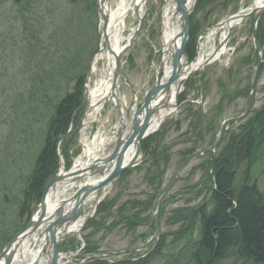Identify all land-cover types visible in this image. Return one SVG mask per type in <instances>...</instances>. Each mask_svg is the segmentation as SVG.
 <instances>
[{"label": "rangeland", "instance_id": "rangeland-1", "mask_svg": "<svg viewBox=\"0 0 264 264\" xmlns=\"http://www.w3.org/2000/svg\"><path fill=\"white\" fill-rule=\"evenodd\" d=\"M123 1L128 5L131 0ZM163 1L145 0L142 26L126 56L123 58L125 62L122 64L121 72L127 84L120 83L117 94L124 103L131 106L136 105V108L141 104L144 94L157 80L160 50L162 48L161 34L158 31L153 36L154 38L151 36L150 39L148 33L149 28L158 26L156 17L160 13ZM205 1L206 5L197 14L196 19L205 24L204 30L206 31L198 39V50H201L202 54L207 56L211 49L217 46L219 35L221 34L220 31L214 30L213 27L230 16L247 13L253 7L254 0H229L225 3L223 0ZM41 2L44 7L36 9L29 15L31 21L29 27L31 29H28L23 35L21 32V21L19 19L16 20L14 14L10 11L9 5L11 2L0 0V186L5 184L3 193L6 197V200H4L0 187V243L3 244L5 243L2 241L9 240L13 236L14 228L17 226L15 224L12 225L10 221L12 219L9 217L17 215L26 217L29 213L32 216L38 205L36 204L35 206L34 204L31 206V212L18 214L22 205L20 195L22 182H16L15 176L17 173L27 175L29 160L25 159L14 166L12 163H6L5 157L12 154L16 155V157H21L19 152L24 154L30 152L25 144H20L23 142L20 133L23 121L21 112L20 116L16 115L17 102H19L21 97H25V90L36 73L58 57V55L53 54V50H56V48L55 44L50 40L53 25L58 21V16L54 15L50 8H46L48 7L46 0H41ZM118 4L119 0H110L111 10L114 11ZM66 13H69V10H66ZM150 23L152 24L146 28ZM250 24L251 21L247 20L232 31V35L225 46V54L220 57V62H214L205 67L203 72L205 75L202 82L201 79H198L202 72L192 76V79H195L191 83L194 88L192 86L190 88L187 87V83L184 88L183 94L186 96V101L178 105V109L170 121L167 122L165 120L157 131L160 135L153 143V148L157 153L162 150L165 153L167 152L168 161H166L167 164L161 167V157L157 158V162L160 164L159 170L164 169L165 174L163 176V185L158 191V195L153 198L150 210L145 213L146 216L148 215V221L146 223L142 222V224L135 223L138 225L128 228L123 221L115 219L116 209L121 203L134 200L142 201L154 194V190L148 185L149 182L146 177V172L151 169L155 171L152 167L154 160L145 158L141 154L132 168L125 171L129 172L128 174L121 178L122 173L114 180L113 187L105 198L109 203L114 201L109 211V216L103 213L99 214L95 218L97 221L95 227H85L82 230L81 238L84 246L68 263L77 264L82 262L83 257L86 255L118 253L144 246L138 252H133L132 255L123 253L117 256H103L96 262L101 261L104 264L112 262L113 264L115 261L119 262L120 260L130 261L134 259L136 261L145 258L148 259L147 264H187L190 251H194V249L190 245L187 248H183L186 240L179 239V236L182 229L190 228L192 240L196 241L198 238L199 218L194 212L195 207L207 206L209 202H205L209 197V190L212 185L210 181L211 171L208 168L209 164L206 162L209 156L192 161L179 173L168 196L158 209V239L157 241H150L154 232L153 218L155 207L164 193L166 184L180 165L182 158L188 154L187 152L192 150L194 145L196 146V151L210 149L214 144L220 124L224 120L238 116L244 108L245 94H247L249 89L255 62V57L252 58L251 64L246 62L245 58L250 53L251 56L253 55L252 45L249 40ZM94 26L99 34V44L102 32L101 19L97 18ZM135 26V17L133 12L130 11L125 17L124 27L120 31L119 36L122 40L119 46L126 44ZM33 34L36 36L37 42L32 41ZM83 36L85 37V33ZM82 43L85 45V42L82 41ZM152 51H157L156 54L158 55L151 60ZM105 71L106 62L99 61L90 76L89 87L91 89L103 77ZM72 74H67V76L70 77ZM225 89L230 94V100L224 104H219ZM87 109V106L81 107L73 119L71 141L66 150V156H62L68 170L75 165L77 157L80 155L78 141L81 136L79 130L82 128V122L87 116ZM263 109L264 59L258 74L253 106L245 121L253 119ZM35 116L36 114L32 118L34 119ZM116 122L117 113L113 104L106 101L96 121L90 125L83 136H90L89 141L93 136H96V139L99 140ZM198 123L199 126L197 125ZM33 129L37 132L38 126H34ZM250 129L252 131L257 130L254 123L248 128V131ZM229 130L237 132L236 126L229 127ZM263 131L264 128L260 129L261 133ZM27 145L28 147L30 146V144ZM257 146L252 158L248 186L255 184L264 199V137ZM86 208V211H88L89 207ZM206 209H210V207L207 206ZM179 212L184 219H182V222L176 223L175 218L178 217L177 214ZM99 224H102V227H99ZM19 229L18 227L17 231ZM7 236L11 237L8 239ZM68 238L72 239L73 237L70 235L64 239ZM79 246L78 243L75 244L71 240V242L67 243L64 250L67 253H76V249ZM86 247H89L91 251L86 253ZM154 251L158 255L150 257ZM235 251L234 253L232 251V254H229L222 263L219 262L218 264H250L237 254V249ZM86 263L89 264L88 261Z\"/></svg>", "mask_w": 264, "mask_h": 264}, {"label": "trees", "instance_id": "trees-1", "mask_svg": "<svg viewBox=\"0 0 264 264\" xmlns=\"http://www.w3.org/2000/svg\"><path fill=\"white\" fill-rule=\"evenodd\" d=\"M8 1L11 2L9 8L15 19L21 21V32L24 35L28 29H31L29 27L31 23L29 15L44 5L41 0ZM46 1L48 5L46 8H50V11L58 16V21L53 25V32L50 36V40L56 48L53 50V54L58 55V57L36 73L25 90V97H21L17 102L16 115L20 116L21 112L23 121L20 129L23 142L20 144H25L30 152L26 154L19 152L21 157H16L13 154L5 157V162L12 163L14 166L25 159L29 160L27 175L17 173L15 176L16 182H22L20 192L22 205L18 214L31 212V206L34 204L36 206L39 203L48 180L56 173L58 168L57 142L74 123L73 119L80 109L83 101L85 74L91 57L97 51L99 40V34L94 26V22L98 18L96 0ZM223 1L225 3L229 0ZM205 5V0H198L194 14L190 18L189 41L185 49L189 60L194 55L196 37L205 27L203 22L196 19L197 14ZM66 10H69V13H66ZM84 33L85 37L83 36ZM32 37V41L37 42L34 34ZM255 37L260 48L264 50V15L258 23ZM82 41L85 42V45ZM253 57L250 53L245 57L246 62L251 64ZM67 74H72V76L68 77ZM228 93L225 89L219 104H224L230 100ZM240 93L242 94V92ZM253 123L257 130L252 131L250 129L246 133ZM197 125L199 126V123ZM34 126H38L37 132L34 131ZM262 128H264V109L253 119H248L243 124L237 125V132L227 131L213 159L209 160L208 158L206 160L211 171L210 181L212 183L210 190L208 189L211 196L207 206L210 209H206L207 206H199L194 212L199 218V232L196 241L192 240L190 228L182 229L179 236V239H185L187 242L183 248L190 245L194 249V251H190L187 264L222 263L236 249L238 250L237 254L248 263L264 264V199L255 184L248 186L252 158L257 145L264 137V131L260 132ZM70 135L61 143L59 148L63 157L66 156V150L71 141ZM158 135L160 133L152 135L141 143V154L145 158L154 160L152 167L155 171L151 169L146 172L148 185L154 190V194L142 201H125L117 207L115 212V219L123 221L128 228L148 221V215L146 216L145 213L150 210L153 198L158 195V191L163 185L165 172L164 169L159 170L160 164L157 162V158L161 157V167H163L167 164L168 156L166 155L167 152L162 150L157 153L153 148V143ZM27 144L30 146L28 147ZM195 149L196 146L194 145L193 149L187 152V155L195 152ZM185 157L182 158L181 162ZM128 173H123L121 178ZM4 185L1 184L0 186L3 196ZM3 199L6 200V197L4 196ZM113 203L114 201L109 203L106 199L101 202L86 228L97 225L95 218L99 214L103 213L109 216ZM30 214H27L26 217H21V215L9 217L12 219L10 220L12 225H17L14 228V233L18 227L24 226ZM177 215L176 223L182 222L184 217L180 212ZM102 224L98 226L102 227ZM11 236H7L8 239ZM7 241L2 242L6 244ZM5 244L0 243V251ZM90 251L91 249L86 247L85 252ZM156 251L150 257L158 255ZM96 261L90 264H104L101 261ZM147 263L148 259L144 258L136 261L120 260L113 264ZM106 264H112V262Z\"/></svg>", "mask_w": 264, "mask_h": 264}, {"label": "water", "instance_id": "water-1", "mask_svg": "<svg viewBox=\"0 0 264 264\" xmlns=\"http://www.w3.org/2000/svg\"><path fill=\"white\" fill-rule=\"evenodd\" d=\"M197 0H166L164 8L169 4H174V11L172 12V19L178 18L179 30L173 34L169 42L165 45L163 42L162 55H166L167 63L170 65V72L165 79H163L164 63L161 59L160 69L162 71L161 79L156 82L144 95L140 107L133 112L130 120L125 109L124 117H122L121 102L117 98L115 90L120 80H124L120 74V63L123 56L126 55L128 49L132 45L138 30L141 27V20L139 14L144 9L145 0H131L128 9L133 10L137 17V26L129 37L127 43L120 51L119 55L115 57L114 69L112 71V86L110 95L112 102L118 112V120L109 131V143L99 154L100 159L87 162L84 155V146L79 141V148L82 150L79 161L73 165L68 171H65L64 161L59 152V147L65 141L72 131V124L68 131L57 142V159L58 169L53 177H51L42 193L39 204L37 205L33 215L28 223L20 230L10 241L6 244L0 253V263L2 264H17L25 261L23 257L24 249L29 256L31 250L38 245V254L36 257H29L32 261L29 264H67L63 260L70 259L77 253L61 254L58 252L57 245L59 241L67 235V232L74 227L73 235L77 241H81L80 232L86 223L94 215L97 206L104 199V197L111 191L114 180L125 170L132 168L141 155L140 143L155 133L165 119L170 120L168 116L162 120L157 127H155L156 117L162 108L167 106V99L173 84H176V91L174 99L177 102L178 95L182 91L187 79L195 72L202 70L209 64L218 52L224 47L226 40L230 36V26L227 29L226 36L219 43L218 47L212 52L211 56L198 68L192 69V62H188L185 54V46L189 37V16L195 8ZM163 8V11H164ZM110 9V0H96V13L102 21L101 40L98 52L93 56L88 67L85 81H84V101L81 107L87 105V90L89 87V80L91 75V67L94 58L103 52L104 48L108 47V11ZM264 12V4L261 6H254L247 14L239 16L235 15L229 17L227 20L217 24L213 27L214 30L221 29L224 23H229L234 20L250 19L254 16L251 29L250 39L253 43L254 52L256 53V64L253 70L252 79L249 90L246 96L245 107L242 112L234 117L224 120L218 130L214 145L208 150H201L188 155L178 166L173 176L166 184L162 197L156 204L154 218H153V236L150 241L158 239V222L157 214L161 203L168 196L170 189L176 181L179 173L192 161L209 154L212 158L216 150H218L225 132L230 125H235L242 122L250 113L253 105V97L257 84L258 74L261 66V54L259 47L255 40V30L258 21ZM108 53L110 51L108 50ZM196 61V58L194 59ZM71 186L73 193L68 200L60 201L54 207L49 208L48 199L54 196L60 189L62 184ZM92 199L91 208L85 212V207L88 200ZM144 247V246H143ZM143 247H138L128 251L98 254L97 260L103 256H117L123 253L138 252ZM42 253L44 256H42ZM91 255L84 257L89 259ZM39 259V262L37 261ZM80 264H87L82 261Z\"/></svg>", "mask_w": 264, "mask_h": 264}, {"label": "bare ground", "instance_id": "bare-ground-1", "mask_svg": "<svg viewBox=\"0 0 264 264\" xmlns=\"http://www.w3.org/2000/svg\"><path fill=\"white\" fill-rule=\"evenodd\" d=\"M264 4V0H255V5L256 6H261ZM128 9V5L125 4L123 0H119V4L116 7L114 11L111 10V7L108 11V35H109V42H108V47L104 48V51L100 54H98L93 62H92V67L91 71H94L96 68V65L99 63V61H104L106 62V71L103 75V77L100 78V80L97 82L95 87L91 89L88 87L87 90V116L86 119L83 121V126L81 129V143L84 146V155L86 156V159L88 160L87 162L94 161L95 159H100L99 154L103 153L104 156L106 153L103 152L105 148L102 146L103 144L97 143L96 136H93L90 141L88 140L90 136H87L85 132L89 128V126L95 122L97 119L98 114L100 111L103 109V104L108 101L112 102L111 95H110V90L112 86V71L114 69V61L115 57L119 55L120 51L123 49L125 46H119L121 42L120 38V31L124 27V19L127 16L125 14L126 10ZM128 12V11H127ZM140 20L142 21L143 18V9L142 12L139 14ZM137 20V17H136ZM241 22L238 20L231 21L228 25V23H224L221 29H217L221 31V37L225 35V32L230 26V29H234L236 27H240ZM178 18L171 19L170 15L168 14L164 20H163V42L165 45L169 42L170 38L173 36L174 33L178 31ZM221 37L219 41L221 40ZM129 39V38H128ZM210 39V37H208ZM215 47L211 49V51L208 53L207 57L211 54L212 50H214ZM108 50L110 53H108ZM106 52V53H105ZM224 50H221L217 56H215L214 61H218L219 57L223 55ZM206 57L202 54V51H200L197 55L196 62L194 65H192V69L200 67V65L204 62V59ZM163 63H164V69H163V79L167 77V75L170 72V65L167 63V57L166 55H162L161 57ZM118 86V85H117ZM117 87H116V94H117ZM176 91V84H173L170 90V94L167 99V106L165 108H162L159 112V114L156 117V122H155V127L159 125V123L167 118L168 116H173L176 111H177V102L174 99ZM124 117V115H122ZM82 151V150H81ZM79 161V160H78ZM73 193L71 190V186L65 185L64 183L60 186V189L57 191V193L54 196H50L51 198L48 199V206L49 208H52L55 206L56 203L60 201H65L68 200L69 196ZM92 202V199L88 200V204ZM74 227L67 232V234L73 233ZM38 245L34 248V250H31L30 255H27L26 250L24 249L23 251V257L26 259L25 261L23 260L22 264H29L32 259L29 257H36L37 255L39 256L38 252ZM19 262L17 264H21L20 259L18 260ZM39 262V259H37ZM2 264V263H0Z\"/></svg>", "mask_w": 264, "mask_h": 264}, {"label": "flooded vegetation", "instance_id": "flooded-vegetation-1", "mask_svg": "<svg viewBox=\"0 0 264 264\" xmlns=\"http://www.w3.org/2000/svg\"><path fill=\"white\" fill-rule=\"evenodd\" d=\"M148 26V25H147ZM146 26V27H147ZM205 28V27H204ZM204 28H203V30L198 34V36L196 37V42H195V49H194V55H193V58L191 59V60H189L190 62L191 61H194V59H195V57H196V54H197V51H198V44H199V42H198V39L200 38V36H202L201 34L204 32V31H206V30H204ZM151 29H153V28H149V30H151ZM159 30H160V28H159ZM188 57V56H187ZM231 68V67H230ZM232 69V68H231ZM224 71H225V69H223ZM229 70V69H228ZM228 74V73H227ZM205 74H203V76H204ZM203 76H202V78H201V81H203ZM199 79V78H198ZM192 80V81H191ZM193 81H195V79H190V82L188 81L187 82V87H191L193 84H191ZM190 85V86H189ZM193 87V86H192ZM194 88V87H193ZM181 103H184L185 101H186V96L183 94L182 96H180V100H179Z\"/></svg>", "mask_w": 264, "mask_h": 264}]
</instances>
